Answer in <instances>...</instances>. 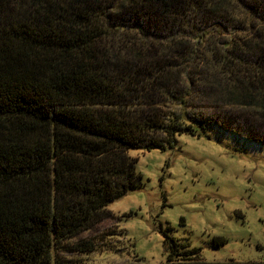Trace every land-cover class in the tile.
<instances>
[{"label": "trees", "instance_id": "1", "mask_svg": "<svg viewBox=\"0 0 264 264\" xmlns=\"http://www.w3.org/2000/svg\"><path fill=\"white\" fill-rule=\"evenodd\" d=\"M211 124L264 144V0H0V264L93 251L71 240L141 184L129 149ZM170 229L164 264H264Z\"/></svg>", "mask_w": 264, "mask_h": 264}, {"label": "rangeland", "instance_id": "2", "mask_svg": "<svg viewBox=\"0 0 264 264\" xmlns=\"http://www.w3.org/2000/svg\"><path fill=\"white\" fill-rule=\"evenodd\" d=\"M174 147L129 149L141 184L110 202L109 217L71 240L93 251L61 254L71 264H164L163 229L206 261H264V144L214 124L181 133ZM225 239L213 246L214 238Z\"/></svg>", "mask_w": 264, "mask_h": 264}]
</instances>
